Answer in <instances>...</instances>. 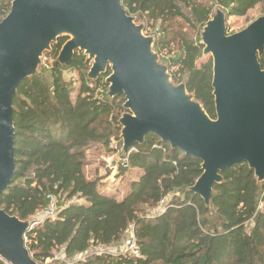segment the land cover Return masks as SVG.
Masks as SVG:
<instances>
[{
	"label": "trees",
	"instance_id": "16d2710c",
	"mask_svg": "<svg viewBox=\"0 0 264 264\" xmlns=\"http://www.w3.org/2000/svg\"><path fill=\"white\" fill-rule=\"evenodd\" d=\"M11 2L0 0V22ZM121 6L155 30L153 49L167 63L172 82L185 83L215 119L212 63L203 58L200 32L215 10L226 21L243 18L264 8V0H121ZM65 41L58 39L44 54L45 64L13 100L15 172L0 195V210L31 222L24 242L32 260L46 264L58 252L62 260L50 264H264V182H256L246 163L234 165L220 174L206 207L189 192L201 175L198 159L155 135L123 155V96L107 97L105 77L87 79L91 63L80 52L68 68L56 63ZM259 64L264 70V53ZM68 70L78 76L74 100L73 84L63 77ZM91 149L107 155L119 150L117 176L137 175L122 200L103 192L105 178H86ZM48 196L59 208L54 218L40 221ZM61 198L68 204L60 205ZM131 234L138 256L103 252L123 247Z\"/></svg>",
	"mask_w": 264,
	"mask_h": 264
},
{
	"label": "water",
	"instance_id": "95a60500",
	"mask_svg": "<svg viewBox=\"0 0 264 264\" xmlns=\"http://www.w3.org/2000/svg\"><path fill=\"white\" fill-rule=\"evenodd\" d=\"M144 26L127 15L121 0H12L0 22V195L15 172L13 100L19 86L38 73L45 53L66 41L56 63L68 68L75 53L91 61L89 81L105 76L107 97L124 98L119 137L122 154L147 135L201 162V175L189 192L206 207L221 173L240 163L264 182V15L234 34L226 32L217 9L200 32L203 56L212 63L215 119L174 84ZM30 221L0 210V259L6 264H37L25 248Z\"/></svg>",
	"mask_w": 264,
	"mask_h": 264
},
{
	"label": "rangeland",
	"instance_id": "374dc122",
	"mask_svg": "<svg viewBox=\"0 0 264 264\" xmlns=\"http://www.w3.org/2000/svg\"><path fill=\"white\" fill-rule=\"evenodd\" d=\"M261 9H264V8L258 7L256 10L249 12L247 14V16L243 17V18H237V17L229 18L226 21V32H227V34H234V33L240 32L241 30L245 29L251 22H253L256 18L259 17V15L261 13ZM137 24L143 25L144 26L143 34L145 36L152 37L154 39V42H155V37H156L155 30L153 28L146 27L144 22H142V23L137 22ZM162 56L166 59L169 57L165 54V52L163 53ZM203 58L208 59L210 57L209 56H203ZM159 60L163 65L167 66V63L163 62L161 60L160 56H159ZM45 61H47V59L43 58L42 64H45ZM90 63H91V61H90ZM106 76L107 75H105L103 77L106 78ZM63 77L65 80L71 81L73 84V91L71 94V99L74 100L76 95H77V91H78V87H79L77 73L75 71L68 70V71H65L63 73ZM106 92H107V90H106ZM115 147H116V142H112V148L115 149ZM118 157H119V150L112 152L111 154L107 155L104 153V151H96L94 149H91L86 154V160H85L86 166L84 168V173H85V176L87 179H92L94 177H99L102 179L105 178L106 180H104L105 183H104V187L102 189L103 192L105 194H111L109 196L114 195L116 200L120 201V200H122V198L127 193L128 183L130 181L136 180L137 175L133 174L130 176H126L124 178L118 177L117 176V170H116L117 167L114 166V162H117L119 159ZM65 204H68V203L64 202V199L61 198L60 205H65ZM128 244L129 243L126 242L123 247L120 246L118 248H107L106 249L107 251L103 250V252H107L110 255H116L117 256L120 253H125V248L128 246ZM59 254L61 256L59 261H61L62 260V254L61 253L57 252L54 254V256H57V255L59 256ZM50 263L46 262V264H50Z\"/></svg>",
	"mask_w": 264,
	"mask_h": 264
},
{
	"label": "built area",
	"instance_id": "2783aa9c",
	"mask_svg": "<svg viewBox=\"0 0 264 264\" xmlns=\"http://www.w3.org/2000/svg\"><path fill=\"white\" fill-rule=\"evenodd\" d=\"M124 162V161H123ZM48 200V205L47 207L39 214V220L41 221L42 219L45 218H54L57 212V204H56V199L54 197H47ZM126 253H130L133 256H138V248L134 243L133 235L131 234L130 236V242L128 246L125 248ZM61 258L60 254L59 256H53V258L46 260V262L50 263L52 261H59ZM45 262V263H46Z\"/></svg>",
	"mask_w": 264,
	"mask_h": 264
},
{
	"label": "crops",
	"instance_id": "0c3cea01",
	"mask_svg": "<svg viewBox=\"0 0 264 264\" xmlns=\"http://www.w3.org/2000/svg\"><path fill=\"white\" fill-rule=\"evenodd\" d=\"M106 180V179H105ZM104 183H105V181H104Z\"/></svg>",
	"mask_w": 264,
	"mask_h": 264
}]
</instances>
